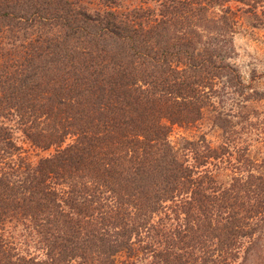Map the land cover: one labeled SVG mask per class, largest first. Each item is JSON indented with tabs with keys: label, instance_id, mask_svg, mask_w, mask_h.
I'll use <instances>...</instances> for the list:
<instances>
[{
	"label": "trees",
	"instance_id": "obj_1",
	"mask_svg": "<svg viewBox=\"0 0 264 264\" xmlns=\"http://www.w3.org/2000/svg\"><path fill=\"white\" fill-rule=\"evenodd\" d=\"M228 1L171 0L143 22L0 0V264H264V173L231 146L248 115L216 113L224 141L185 140L189 163L168 140L249 88L232 23L209 14ZM16 133L49 153L32 160Z\"/></svg>",
	"mask_w": 264,
	"mask_h": 264
},
{
	"label": "rangeland",
	"instance_id": "obj_2",
	"mask_svg": "<svg viewBox=\"0 0 264 264\" xmlns=\"http://www.w3.org/2000/svg\"><path fill=\"white\" fill-rule=\"evenodd\" d=\"M57 1V0H46ZM61 1V0H60ZM71 6L85 10L89 14L113 10L117 13L130 14L139 12L143 22L159 17V11L171 0H63ZM209 14L220 17L222 14L232 23L231 63L238 69L243 82L249 85L243 96L222 94L212 99L203 119L194 127L173 126L168 140L178 150L180 157L191 162V154L184 147L185 140H197L204 136L211 147H217L224 141L221 131L212 124V117L218 113L248 115L249 125L240 135V143L232 147H248L247 154L254 159L264 173V0H230L220 6H211ZM144 15V16H142ZM148 19V20H147ZM206 35H209L206 33ZM254 93H257L254 94ZM253 98L245 101V96ZM259 96V97H258ZM242 101V102H241ZM234 115V114H233ZM235 121H238L237 119ZM17 144L24 154L36 161L49 152H39L25 143L19 133L15 134ZM235 155V154H234ZM233 155V156H234ZM216 163V162H214ZM219 181L227 182L234 172L231 164L211 165ZM117 264H139L137 257H128L123 252L116 256Z\"/></svg>",
	"mask_w": 264,
	"mask_h": 264
}]
</instances>
